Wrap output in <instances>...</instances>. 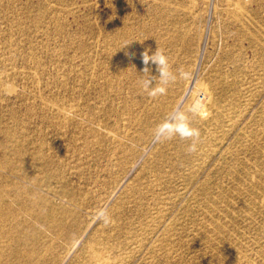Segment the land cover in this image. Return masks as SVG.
Wrapping results in <instances>:
<instances>
[{"label":"rangeland","instance_id":"obj_1","mask_svg":"<svg viewBox=\"0 0 264 264\" xmlns=\"http://www.w3.org/2000/svg\"><path fill=\"white\" fill-rule=\"evenodd\" d=\"M2 215L0 264H264V0H0Z\"/></svg>","mask_w":264,"mask_h":264},{"label":"clouds","instance_id":"obj_2","mask_svg":"<svg viewBox=\"0 0 264 264\" xmlns=\"http://www.w3.org/2000/svg\"><path fill=\"white\" fill-rule=\"evenodd\" d=\"M142 62L145 65V67L143 69V73H149L150 72L149 67H148V65L150 63L157 65V69L159 72L158 77L160 79L161 85L167 84L170 80L174 79L173 74L169 70L168 58L158 48L151 55L149 54V51H147V50L144 51L142 53ZM154 78L155 77H150L147 81L143 82V86H144L145 90H148L150 95L155 94V92H157V91L160 93H163L165 90L164 87L160 86L158 88H154V86H151L152 80H155ZM194 135L198 137L199 133H195ZM195 150H196L195 145H193L189 148L190 152H194Z\"/></svg>","mask_w":264,"mask_h":264},{"label":"bare ground","instance_id":"obj_3","mask_svg":"<svg viewBox=\"0 0 264 264\" xmlns=\"http://www.w3.org/2000/svg\"><path fill=\"white\" fill-rule=\"evenodd\" d=\"M122 26H123V25H122ZM122 26H121V27H122ZM122 30H123V29H122ZM125 31H126V30H125ZM95 33H96V32H95ZM126 33H127V32H126ZM122 34H123V33H122ZM97 44H98V43H97ZM107 45H108V44H107ZM109 47H110V46H109ZM112 57H113V56H112ZM176 73H177V72H176ZM177 76H178V75H177ZM180 76H181V75H180ZM155 85H156V84H155ZM171 85H172V84H171ZM176 85H177V84H176ZM153 86H154V85H153ZM156 86H157V85H156ZM167 86H169V85H167ZM172 86H173V85H172ZM204 86H205V85H204ZM154 87H155V86H154ZM181 87H182V86H181ZM207 87H208V86H207ZM156 88H157V87H156ZM164 88H165V87H164ZM197 88H199V87L197 86ZM166 89H167V88H166ZM186 89H187V88H186ZM199 89H202V88H199ZM204 89H205V88H204ZM180 90H181V89H180ZM205 90H206V89H205ZM173 91H174V90H173ZM157 92H158V91H157ZM164 92H165V91H164ZM207 92H209V91H208V88H207ZM251 92H252V91H251ZM155 93H156V92H155ZM158 93H159V92H158ZM158 93H157V94H158ZM204 93H205V92H204ZM157 94H155L156 97L159 96V95H157ZM170 94H171V93H170ZM172 94H173V93H172ZM165 95H166V94H165ZM147 96H148V95H147ZM147 96H146V99H147ZM151 96H152V95H151ZM176 96H177V95H176ZM204 96H205V95H204ZM208 96H209V95H208ZM179 97H180V96H179ZM148 99H149V98H148ZM148 99H147L146 101H148ZM156 99H157V98H156ZM156 99H155V100H156ZM164 99H165V98H164ZM167 99H168V98H167ZM176 99H177V98H176ZM209 99H210V98H209ZM151 100H152V99H151ZM151 100H150V101H151ZM162 100H163V99H162ZM171 100H172V99H171ZM174 100H175V99H174ZM210 100H211V99H210ZM156 101H157V100H156ZM156 101H155V103H153V104H156ZM204 102H205V101H204ZM90 103H91V102H90ZM161 103H162V102H161ZM161 103H160V104H161ZM171 103H172V102H171ZM190 103H191V102H190ZM190 103H189V104H190ZM193 103H194V102H193ZM211 103H212V102H211ZM172 104H173V103H172ZM196 104H197V103H196ZM146 105H147V104H146ZM164 105H165V104H164ZM193 105H194V104H193ZM208 105H209V104H208ZM149 106H150V105H149ZM161 106H162V105H161ZM168 106H171V105H168ZM198 106H199V105H198ZM198 106H197V107H198ZM155 107H156V106H155ZM190 107H192V106L190 105ZM200 107H201V105H200ZM161 108H162V107H161ZM168 108H169V107H168ZM205 108H206V107H205ZM208 108H209V107H208ZM155 109H156V108H154V110H155ZM184 109H185V108H184ZM192 109H193V108H192ZM201 109H202V108H201ZM206 109H207V108H206ZM206 109H205V110H206ZM209 109H210V108H209ZM74 110H75V109H74ZM166 110H167V109H166ZM190 110H191V109H190ZM160 111H161V110H160ZM162 111H163V110H162ZM191 111H192V110H191ZM197 111H198V110H197ZM149 112H150V111H149ZM170 112H171V111H170ZM172 112H173V111H172ZM201 112H202V111H201ZM203 112L206 113L207 111H203ZM154 113H155V112H154ZM161 113H162V112H161ZM161 113H160V114H161ZM163 113H164V112H163ZM165 114H167V113H165ZM201 114H202V113H201ZM170 115H171V114H170ZM204 115H207V114H203V116H204ZM150 116H151V115H150ZM165 116H166V115H165ZM66 121H67V120H66ZM148 121H149V120H148ZM56 124H57V123H56ZM57 126H58V125H57ZM65 127H66V126H65ZM61 134H62V133H61ZM39 142H40V141H39ZM42 146H43V145H42ZM18 150H19V149H18ZM21 152H22V151H21ZM32 154H33V153H32ZM44 158H45V157H44ZM20 163H21V162H20ZM4 170H5V169H4ZM13 171H14V169H13ZM7 185H8V184H7ZM7 187H8V186H7ZM10 187H11V186H10ZM23 191H24V190H23ZM3 192H4V191H3ZM7 192H8V191H7ZM19 192H20V191H19ZM7 195H8V194H7ZM38 197H39V196H38ZM1 200H2V199H1ZM2 204H3V203H2ZM4 204H6V202H5ZM1 206H2V205H1ZM3 207H4V205H3ZM5 207H6V206H5ZM8 208H9V207H8ZM3 210H5V208H4ZM6 211H9V212H10L9 209H8V210H5V212H6ZM2 214H3V213H2ZM0 217H2V219H3V218L5 219V217H3V215L0 216ZM9 217H10V216H8V219H11V218H9ZM0 219H1V218H0ZM6 221H7V220H6ZM8 221H9V220H8ZM16 221H17V220H16ZM10 222H11V220H10ZM2 223H3V222H2ZM5 223H8V222H5ZM5 223H4V225H1V222H0L1 227H3V226L5 227ZM12 223H13V222H12ZM220 224H221V223H220ZM7 226H8V224H6V227H5V228H8ZM4 227H3V228H4ZM3 228H2V229H3ZM2 229L0 228V230H2ZM6 230H8V229H6ZM2 232H4V230H3ZM5 232H6L7 235L10 234V233H7V232H10V231H5ZM0 233H1V232H0ZM1 234H2V233H1ZM1 236H3V238H4V234H3V235H0V238L2 239ZM6 237H7V236H6ZM1 243H2V242H1ZM49 246H50V245H49ZM3 252H4V251H3ZM98 252H99V251H98ZM105 259H106V258H105ZM105 259H104V260H105ZM120 260H121V259H120ZM38 262H39V260H38ZM40 262H41V261H40ZM99 264H100V263H99Z\"/></svg>","mask_w":264,"mask_h":264}]
</instances>
